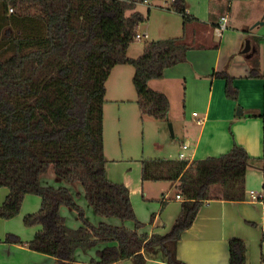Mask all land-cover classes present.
<instances>
[{
	"label": "trees",
	"instance_id": "obj_1",
	"mask_svg": "<svg viewBox=\"0 0 264 264\" xmlns=\"http://www.w3.org/2000/svg\"><path fill=\"white\" fill-rule=\"evenodd\" d=\"M174 5L185 14V0ZM134 8L129 0H0V188L9 190L0 218L16 217L26 195H39V211L25 215L24 223L42 228L26 243L14 234L6 241L26 244L54 257L57 264H77L79 249L95 248L98 259L92 264L124 259L144 264L150 257L187 264L178 257V243L202 206L212 199H246V174L253 159L243 146L235 144L224 154L192 162L142 158V180L179 182L183 202L169 232H139L145 223L136 215L129 188L108 175L106 82L116 65H132L142 114L166 120L170 101L149 82L186 61L190 46L165 38L148 42L139 57H130L136 25L145 19L137 10L128 14ZM246 57L250 76L264 79L259 51ZM216 75L226 80L227 96L237 99L234 78L226 71ZM50 170L55 184L45 179ZM261 170L264 175V161ZM80 195L94 214L121 224H93L77 201ZM62 206L77 212L80 227L67 225ZM228 251L229 264H248L244 239L231 238Z\"/></svg>",
	"mask_w": 264,
	"mask_h": 264
},
{
	"label": "crops",
	"instance_id": "obj_2",
	"mask_svg": "<svg viewBox=\"0 0 264 264\" xmlns=\"http://www.w3.org/2000/svg\"><path fill=\"white\" fill-rule=\"evenodd\" d=\"M129 1L135 3V8L129 10L128 14L137 10L145 16L136 25L135 34L142 36L140 41L143 37L147 39L138 45L130 44V57H139L148 42L165 38H175L179 43L190 46L186 61L167 68L164 78L149 82L150 88L164 93L171 105L168 119L157 120L161 122L158 123L160 130L163 134L168 132L167 124L170 122L174 130L173 138L177 135L181 138L177 145L167 149V155L172 157L177 154L176 159H180L179 155L184 151L192 162L224 154L237 144L243 146L253 159L246 174V199L207 201L179 241L178 257L187 264H229L228 242L231 238L239 237L250 244L247 263L264 264V175L261 170L264 161V79L250 76L246 57L247 53L257 49L264 73V0H185V14L175 9L173 0ZM224 15L228 17L227 26L220 30L221 17ZM186 17L188 20H185ZM141 24H144L143 33L138 31ZM249 35L254 37V41L249 39ZM246 40L251 42L248 52H244ZM127 65H116L110 75L117 82L112 100L119 104V115L113 127L119 133L123 129L119 123L126 119V125L130 124L129 111L125 114L122 104L129 106L137 100V92L134 94L129 83L134 71ZM224 71L234 78L233 84L238 89L237 99L227 96L226 80L216 75ZM108 92L107 88L106 95ZM238 107L242 108V115L237 114ZM184 144L189 147L184 149ZM108 152L105 144L110 179L129 188L136 215L145 223L139 232L149 235L169 232L181 212L183 197L178 188L179 182H144L141 160V173L137 170L128 173L131 162L124 161L122 165H117ZM112 152L114 155L117 153ZM122 153L124 155L123 148ZM45 179L47 184H52V170L45 174ZM250 190L259 194L258 200H249ZM30 200L34 201L36 207L40 205V201ZM77 201L93 224L101 221L112 225L121 224L116 218L94 214L83 196L80 195ZM68 210L77 220L75 225L79 224L77 212L70 208ZM66 218L69 221L68 215ZM21 223V219L0 218V264H57L54 257L31 250L26 244L6 241L8 234L15 233L26 243L42 228L38 224L30 230H24ZM125 224L128 228H134L132 221ZM67 225L76 229L81 224L77 227ZM97 249L87 252L79 249L76 263L92 264L98 259ZM113 264L135 262L133 259H124ZM144 264L168 263L150 257Z\"/></svg>",
	"mask_w": 264,
	"mask_h": 264
},
{
	"label": "rangeland",
	"instance_id": "obj_3",
	"mask_svg": "<svg viewBox=\"0 0 264 264\" xmlns=\"http://www.w3.org/2000/svg\"><path fill=\"white\" fill-rule=\"evenodd\" d=\"M143 25L144 24H141L140 28L138 29L140 33H143L144 30ZM146 40H147L146 37H143L141 41L134 40L132 44L138 45L141 42L144 43ZM127 67H130L129 69H133L134 71V67L132 65L129 64L127 65ZM129 83L134 91V94H136L135 91L136 89L134 87L133 81ZM106 86L109 92L106 95L107 97L105 103L106 113L104 119V131H105L104 144H106V147L109 151L108 152L109 156L115 159V161L118 163L117 165L119 164L122 165L124 161L127 162L130 161L131 167L129 168L131 169L130 170H128L129 168L126 169L128 170V173L132 171L134 172L135 170L140 172L141 171L140 160L142 158H165V157L172 158L173 157L172 159H176L177 154L171 157L167 155L168 153H166V151L169 147H173V145H177L181 141L180 136L177 135L176 138H173L172 133L169 130L168 124H167L168 132H165V134H163L158 126L161 122L153 118H150L147 115L142 114L141 109L137 104V102H134L129 106H127V104L126 105L122 104L121 106L125 114L127 110L129 111L128 113L130 116L128 120V123H130L129 125H126V119H124L122 123H119L120 126L123 128L122 133H119L118 129H115L113 127V125H115V122H117V118L119 115L118 113L119 104L112 100L114 91L117 86V82L115 81L114 76L113 77L111 76L107 80ZM141 116H143V118ZM122 148L124 149V155H122L123 154ZM112 151H117L116 155H114ZM123 175H125V173H123ZM50 180L52 184H55L54 179H50ZM7 192L8 189L6 187L0 188V202L4 199V197H6ZM30 199H35L37 201H40V205L36 207L34 201ZM40 207H41V197L39 195L37 194L26 195L22 205L21 212L16 217H14L15 219H21L22 229L24 230L31 229V227L25 225L24 217L27 214L38 212ZM69 211L70 210H68L66 206L61 207V213L65 217L66 223L72 225L73 227L74 226L77 227L80 224H82L81 221L79 220V224L75 225V221L77 220L74 216H72L69 213ZM67 215L70 218L69 221L67 220L68 217L66 218ZM246 246H247V255H248V249L250 248V244H247L246 242Z\"/></svg>",
	"mask_w": 264,
	"mask_h": 264
},
{
	"label": "built area",
	"instance_id": "obj_4",
	"mask_svg": "<svg viewBox=\"0 0 264 264\" xmlns=\"http://www.w3.org/2000/svg\"><path fill=\"white\" fill-rule=\"evenodd\" d=\"M173 1H175V0H173ZM10 10L13 11L12 8ZM227 21H228V17L226 15L221 17V21H220V25H219L220 30H224L226 28ZM141 38H142V36L140 34H135L134 35V40H139ZM188 147H189L188 144H184L183 145L184 149H187ZM179 157H180V159H187V156H186L184 151H182L180 153ZM178 197H180V195H178ZM259 197L260 196H259V194L256 191L250 190V192H249V200H258Z\"/></svg>",
	"mask_w": 264,
	"mask_h": 264
},
{
	"label": "water",
	"instance_id": "obj_5",
	"mask_svg": "<svg viewBox=\"0 0 264 264\" xmlns=\"http://www.w3.org/2000/svg\"><path fill=\"white\" fill-rule=\"evenodd\" d=\"M250 49H251V42H250V40H246L244 52H248V51H250ZM237 114L238 115H242L243 114V110H242L241 107H238ZM168 126H169V129H170L172 135H174V130H173L172 123L169 122Z\"/></svg>",
	"mask_w": 264,
	"mask_h": 264
}]
</instances>
